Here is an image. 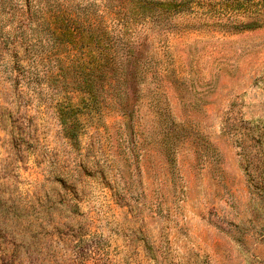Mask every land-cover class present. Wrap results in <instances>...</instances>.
Instances as JSON below:
<instances>
[{
  "label": "rangeland",
  "instance_id": "374dc122",
  "mask_svg": "<svg viewBox=\"0 0 264 264\" xmlns=\"http://www.w3.org/2000/svg\"><path fill=\"white\" fill-rule=\"evenodd\" d=\"M64 1L136 18L140 95L98 112L48 85L51 50L12 29L23 0H0V264H264V3L141 0L143 18L132 0ZM69 100L75 141L56 112Z\"/></svg>",
  "mask_w": 264,
  "mask_h": 264
},
{
  "label": "trees",
  "instance_id": "16d2710c",
  "mask_svg": "<svg viewBox=\"0 0 264 264\" xmlns=\"http://www.w3.org/2000/svg\"><path fill=\"white\" fill-rule=\"evenodd\" d=\"M261 1L264 3V0ZM72 5L64 0H47L44 4H40L39 0L36 5H32L29 0H23L21 17L13 26V33L16 35L19 32L21 45L34 37L33 41L46 46L48 50L46 49L43 59H50L51 50L57 66L54 71L49 67L48 85L53 84L64 90L71 87L75 92L86 95L92 103L91 107L88 103L84 104L89 109L99 112L105 107H101L99 102L108 98L127 100L130 92L137 99L140 90L136 85L142 79L141 73L138 74L139 78L136 75L141 71L138 66L146 62V57L143 56L146 37L129 30L136 23V18L122 21L112 18L111 21L104 20L100 24L94 16L87 17L84 8H79L81 16L74 14ZM75 6L78 7L79 4ZM90 6L91 4L86 5ZM129 6L132 12L142 13L143 18L153 10L141 3V0H132ZM110 22L116 23V26L119 22L122 24V31L116 32L121 34L111 33ZM248 25L251 27L252 24ZM30 28L36 33L27 35ZM15 54L14 50L10 55ZM83 100L84 98L80 101ZM125 108L126 105L120 111L131 124L132 111ZM56 112L63 135L75 141L80 129L79 116L83 109L78 103L69 100L66 103L59 102Z\"/></svg>",
  "mask_w": 264,
  "mask_h": 264
}]
</instances>
